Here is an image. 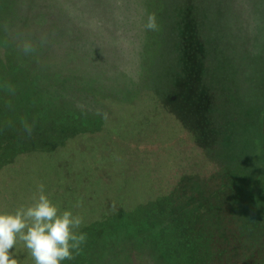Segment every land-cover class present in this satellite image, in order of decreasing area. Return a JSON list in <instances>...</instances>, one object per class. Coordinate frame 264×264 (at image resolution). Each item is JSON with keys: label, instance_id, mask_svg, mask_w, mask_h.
Segmentation results:
<instances>
[{"label": "rangeland", "instance_id": "rangeland-1", "mask_svg": "<svg viewBox=\"0 0 264 264\" xmlns=\"http://www.w3.org/2000/svg\"><path fill=\"white\" fill-rule=\"evenodd\" d=\"M162 1L0 0V212L34 203L42 183L61 212L82 217L87 234L62 264H156L139 241L144 231L123 222L161 205L168 219L187 191L197 206L185 213L196 262L219 264L218 237L233 236L232 247L243 236L200 207L218 190L247 206L240 223L253 247L225 264H264V0H185L201 9L192 14L198 34L189 28L181 46L166 19L177 29L172 6L183 0H171L168 12ZM149 15L155 31L145 28ZM57 25L78 49L83 33L103 58L65 55ZM71 25L80 34H68ZM26 42L34 52L24 53ZM23 121L43 130L28 135ZM97 233L104 241L91 244ZM14 255L34 264L22 243Z\"/></svg>", "mask_w": 264, "mask_h": 264}, {"label": "trees", "instance_id": "trees-1", "mask_svg": "<svg viewBox=\"0 0 264 264\" xmlns=\"http://www.w3.org/2000/svg\"><path fill=\"white\" fill-rule=\"evenodd\" d=\"M20 1V0H17ZM108 1V0H106ZM161 9L163 10L165 6V12H168L169 8L171 7L170 4H173L174 2L170 3L171 0L162 1ZM59 3V2H58ZM165 3V4H164ZM174 10L176 11V17L177 19L178 27L177 29H173L172 31L169 29L171 20H167L168 22L166 29L168 30V34L170 33L174 39V44L177 42L179 46L182 45V43L185 41L183 40L185 37H187V33L189 28H191L192 32L198 31V22L192 17V14H194L195 9H201V7H196L195 4H188L185 0L181 2L179 6H172ZM55 8V7H54ZM53 6H49L48 9L43 8L42 11L44 16L49 15L47 18H49L52 14L48 12V10L52 11ZM113 10V7L109 8L108 11ZM159 16H162V12L159 14ZM45 20V19H44ZM48 21V20H47ZM161 21L163 23V19L161 18ZM55 24H53L54 26ZM75 25V23L73 24ZM77 25V24H76ZM172 27V26H171ZM52 28V25L48 27V29ZM55 26L52 28L55 30ZM68 28V34L78 32L80 34L79 28L77 26H72L71 29ZM52 33L54 30H52ZM170 30V31H169ZM50 34V32H49ZM64 34V35H63ZM67 34V33H66ZM198 34V32H197ZM81 39L83 42L79 41V45L81 46V49L76 46H72L73 44L67 40V36L65 33L60 32V28L57 25V38L61 37L63 41L60 42V46L64 47V50L61 48L60 50L64 52V54L67 56H71L73 59H76V57L80 58L79 53L82 54L84 57L88 58L86 61L92 60V62H95L94 60L100 61V59L103 58L105 55L104 50L102 48H98L94 45L93 41L89 42L88 39L85 38L84 34H80ZM105 37H108L106 35ZM32 40H35L33 38ZM40 46L43 48V52L45 55L49 54L52 48L51 42L48 41V36L46 35L45 38L40 39ZM167 50V49H165ZM22 62V61H21ZM84 62V61H83ZM23 64V62H22ZM63 64V63H59ZM57 64V66L59 65ZM21 65V63H20ZM86 67H89L87 63H84ZM31 68V67H30ZM39 75H42L41 72H38ZM46 75L42 76L43 83L49 86L57 87V83H54L50 78H48ZM40 81V79H39ZM61 124V121H55L53 124L54 126H58ZM43 124L40 122H36V129L43 130L41 127ZM76 129V128H74ZM78 130V128L76 129ZM190 191H192L190 189ZM233 195L227 194V192L222 193L218 192V190H213L208 192L204 199L203 204L200 207H205L206 214L209 216L211 214L216 213V219L218 222H223L224 224H228L230 222L231 225H233V233L238 236H243V239L240 240L239 245L234 244V246L230 247L229 245L233 242V236L227 234V235H220V240L218 237V241L216 245L218 248V251L215 253L217 256L216 258L219 259V264H225V260H228L230 258L237 260L236 262H240L242 258H248L250 255H246L251 250H253V247H251L250 242L248 241V237H244L247 235V230H245V227H241L242 222H247V212L249 210L247 209L246 205H240L239 204V197H232ZM215 197L216 201L213 202L212 198ZM175 200V199H174ZM181 200V199H180ZM170 203L167 202V206H170V204H174L172 215L171 217L164 218V211H165V205H161V207L153 209V207H150L151 211H148L147 213L143 214V217H139L140 220H136L133 222H130L129 220H126L123 222V225L125 228H132V230L141 229L144 232H141L142 235L140 236V240L142 244L149 245L151 248V259L153 260V263L156 264H198L196 262L197 256V250L196 248L192 246L191 237L192 234L190 232L189 226L186 225L185 221V213L192 207H197L195 205V199L194 194L188 195L187 191L182 196V200L179 201L176 199V201H173ZM195 205V206H194ZM169 208V207H168ZM166 215V214H165ZM125 220V219H124ZM216 221V220H215ZM213 220H205V224L208 223H214ZM216 223V222H215ZM213 225V224H212ZM122 226V225H120ZM238 226V227H237ZM241 227V228H239ZM129 232V231H128ZM241 232V233H240ZM99 234V235H97ZM97 237L91 241V244H95L97 242L102 243L104 241L103 234L97 233ZM111 238H115L116 235L114 233L111 234ZM251 240V239H250ZM146 243V244H145ZM246 253V254H245ZM244 255V257H241ZM88 261H84L83 264H86ZM201 264V263H199ZM203 264H213L211 259L209 260V257L206 258V263Z\"/></svg>", "mask_w": 264, "mask_h": 264}, {"label": "clouds", "instance_id": "clouds-1", "mask_svg": "<svg viewBox=\"0 0 264 264\" xmlns=\"http://www.w3.org/2000/svg\"><path fill=\"white\" fill-rule=\"evenodd\" d=\"M145 28L155 31L158 28L156 17L149 15ZM25 54L35 51L30 42L23 45ZM107 119V113L97 111ZM24 131L31 135L34 122L23 121ZM38 186V196L34 203L17 208L14 212H0V264H18L14 249L22 243L34 264H62L79 255L86 243L87 234L79 231L82 217L71 210L61 212L44 191ZM79 204H77V207Z\"/></svg>", "mask_w": 264, "mask_h": 264}]
</instances>
